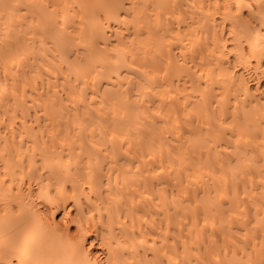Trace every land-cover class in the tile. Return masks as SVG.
<instances>
[{"label":"bare ground","instance_id":"1","mask_svg":"<svg viewBox=\"0 0 264 264\" xmlns=\"http://www.w3.org/2000/svg\"><path fill=\"white\" fill-rule=\"evenodd\" d=\"M0 264H264V0H0Z\"/></svg>","mask_w":264,"mask_h":264}]
</instances>
